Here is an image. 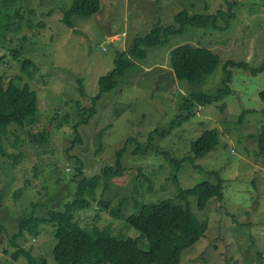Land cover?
<instances>
[{
  "label": "rangeland",
  "instance_id": "1",
  "mask_svg": "<svg viewBox=\"0 0 264 264\" xmlns=\"http://www.w3.org/2000/svg\"><path fill=\"white\" fill-rule=\"evenodd\" d=\"M72 2L0 0V76L5 83L12 80L33 90L38 109L30 127L9 126L0 146V264H57L52 225H40L33 235L25 231L13 246L17 219L46 218L49 211L62 210L73 199L76 169L82 167L86 178L100 175L114 165L115 152L124 146L123 176L111 179L106 191L101 184L89 208L75 212L74 221L92 236L136 238L139 234L126 218L141 205L165 199L183 204L176 197L168 157L190 155V144L209 129L217 131L218 145L176 175L183 189L220 179L223 197L210 199L203 210L196 208L194 198L187 200L196 218L207 223V231L183 252L181 264H264V157L255 155V137L264 124L258 98L264 72L252 76L229 68L232 93L210 106L193 107V117L166 133L177 116L187 115L185 99L194 88L175 79L170 50L190 44L216 54L217 68L197 88L214 93L221 87L226 61L249 67L264 62V1L101 0L97 14L73 18L74 27L68 29L62 14ZM219 10L234 16L218 18L222 30L188 28L167 46L150 49L144 61L134 60L135 67L117 79L115 89L100 97L86 121L83 110L91 107L98 79L113 69L118 52L131 48L157 22L174 25L180 11L208 15ZM14 48L21 49L19 60L10 54ZM23 58L35 64L33 78L21 70ZM108 126L99 147L97 134ZM39 133L45 135L41 141L32 137ZM99 201L108 203L106 209H100ZM117 209L121 214L111 213Z\"/></svg>",
  "mask_w": 264,
  "mask_h": 264
},
{
  "label": "trees",
  "instance_id": "2",
  "mask_svg": "<svg viewBox=\"0 0 264 264\" xmlns=\"http://www.w3.org/2000/svg\"><path fill=\"white\" fill-rule=\"evenodd\" d=\"M100 1L73 0L71 6L63 10V24L68 29H73V18H86L97 14L101 8ZM233 17L220 10L208 15H191L187 11H180L173 17L174 25L164 27L160 22L154 24L146 35L135 39L131 48L118 52L113 61V69L109 74L98 79V92L91 98V107L83 110L86 121L94 114L100 97L115 89L118 85L117 79L124 77L135 67L134 60L144 61L150 49L167 46L171 38L181 36L188 28L207 29L210 27L214 30H222L216 25L218 18L228 21V18ZM226 26L225 23V28ZM20 50L14 48L10 51L14 59L21 58ZM20 64L23 73L28 78H33L37 72L35 64L26 58H23ZM169 64L177 81L186 82L188 86L194 88L185 99L187 115L177 116L175 121L170 123L166 132L168 134L195 115L193 107L210 106L232 93L229 86L231 68L243 69L252 76L264 72V62L258 67H249L243 62L226 61L223 65L224 78L221 87L214 93L207 94L197 88L202 86L205 78L217 68L219 57L216 54L205 47L182 44L170 50ZM78 84L80 95H83L84 88L80 79ZM258 98L264 107V91L258 93ZM37 112V96L33 90H30L27 85L19 87L12 80L5 83V79L0 76V146L9 126L14 124L19 127H30ZM261 114L264 120V108ZM242 118L243 115L240 119ZM62 120L60 125L66 123L67 117ZM109 127H104L97 134L99 147L102 144V134ZM154 132L156 131L149 133L148 137H151ZM32 137L41 141L45 135L39 133ZM255 138L257 145L255 155L264 157V124L259 128ZM130 139V137L127 138L125 144ZM218 143L217 131L215 129L205 130L190 144V155L179 160L168 157L173 168L172 178L177 188L176 197L183 204H175L172 200L165 199L141 205L136 215L126 218L127 225L139 234L134 239L122 240L114 236H92L74 221L75 212L89 208L90 198L95 199V192L101 184L103 191H106L111 179L123 176L125 171L121 165V159L125 150L124 146L115 152L114 165L104 167L100 175L86 178L82 176V167L76 169V175L72 178L76 186L73 199L64 204L62 210L49 211L46 218L19 217L16 221L17 232L10 239V244L14 246L15 240L21 238L25 231L31 235L37 234L40 225L49 224L54 228L53 235L56 244L52 249V255L57 264H181L183 252L203 238L207 231V223L200 222L196 218L187 200L194 198L196 208L203 210L210 199L222 200L223 186L222 181L217 179L215 184L204 181L192 188L183 189L179 185L176 173L184 164L195 163L197 159L206 156ZM2 154H4L3 151ZM18 157L19 155L14 159ZM209 174L215 175L212 172ZM107 205V202H98L100 209H106ZM111 213L116 215L120 212L117 209L111 210ZM28 264H46V261L31 260Z\"/></svg>",
  "mask_w": 264,
  "mask_h": 264
}]
</instances>
